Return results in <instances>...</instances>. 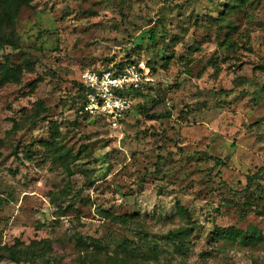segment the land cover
<instances>
[{"label": "rangeland", "instance_id": "rangeland-1", "mask_svg": "<svg viewBox=\"0 0 264 264\" xmlns=\"http://www.w3.org/2000/svg\"><path fill=\"white\" fill-rule=\"evenodd\" d=\"M0 24V264H264V0H0ZM137 59L121 127L80 112L85 70Z\"/></svg>", "mask_w": 264, "mask_h": 264}, {"label": "built area", "instance_id": "built-area-1", "mask_svg": "<svg viewBox=\"0 0 264 264\" xmlns=\"http://www.w3.org/2000/svg\"><path fill=\"white\" fill-rule=\"evenodd\" d=\"M153 82L151 68L143 59L111 68L85 70L80 79L85 88L81 110L102 117L110 127L119 128L134 105L136 91Z\"/></svg>", "mask_w": 264, "mask_h": 264}, {"label": "trees", "instance_id": "trees-1", "mask_svg": "<svg viewBox=\"0 0 264 264\" xmlns=\"http://www.w3.org/2000/svg\"><path fill=\"white\" fill-rule=\"evenodd\" d=\"M3 16H4V20H5V23L7 24V25H9V26H11V24H10V22H11V17H10V13L8 12V11H5L4 12V14H3ZM1 29H2V25L0 24V38L1 39H5V40H7L9 43H11L12 44V36H6V35H4L2 32H1ZM127 60H124V61H119L117 64H116V66H121V65H123L125 62H126ZM150 87V85H148L146 88H149ZM79 89H80V95H81V100L83 99V97H84V90H85V88H84V86L81 84V83H79ZM139 91H141V90H138V91H136V92H139ZM80 112H83L82 110H81V101H80ZM97 117H99V116H97ZM102 120H104L102 117H100ZM105 121V120H104ZM256 177V173H254V174H252V175H250L249 176V178H255Z\"/></svg>", "mask_w": 264, "mask_h": 264}]
</instances>
